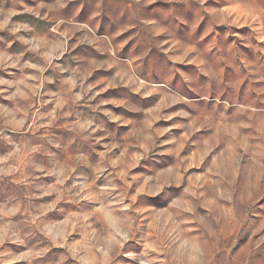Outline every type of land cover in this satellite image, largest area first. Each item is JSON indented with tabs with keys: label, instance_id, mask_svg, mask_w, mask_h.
I'll use <instances>...</instances> for the list:
<instances>
[{
	"label": "clouds",
	"instance_id": "clouds-1",
	"mask_svg": "<svg viewBox=\"0 0 264 264\" xmlns=\"http://www.w3.org/2000/svg\"><path fill=\"white\" fill-rule=\"evenodd\" d=\"M0 264H264V0H0Z\"/></svg>",
	"mask_w": 264,
	"mask_h": 264
}]
</instances>
